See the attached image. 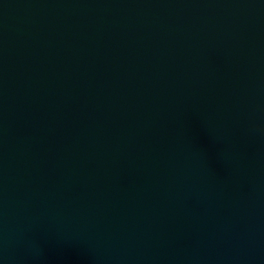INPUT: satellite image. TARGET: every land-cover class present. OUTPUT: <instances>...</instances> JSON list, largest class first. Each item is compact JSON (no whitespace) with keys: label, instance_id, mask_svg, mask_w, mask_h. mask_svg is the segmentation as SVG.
<instances>
[{"label":"water","instance_id":"95a60500","mask_svg":"<svg viewBox=\"0 0 264 264\" xmlns=\"http://www.w3.org/2000/svg\"><path fill=\"white\" fill-rule=\"evenodd\" d=\"M0 264H264V0H0Z\"/></svg>","mask_w":264,"mask_h":264}]
</instances>
